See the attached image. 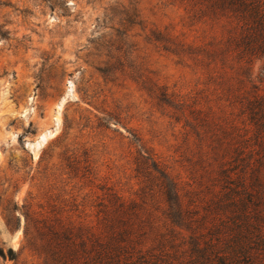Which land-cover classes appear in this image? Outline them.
Returning a JSON list of instances; mask_svg holds the SVG:
<instances>
[{
  "label": "rangeland",
  "instance_id": "374dc122",
  "mask_svg": "<svg viewBox=\"0 0 264 264\" xmlns=\"http://www.w3.org/2000/svg\"><path fill=\"white\" fill-rule=\"evenodd\" d=\"M185 7L0 0V264H44L34 249L53 229H95L103 204L138 199L142 156L185 180L176 104L215 96L179 44L218 30Z\"/></svg>",
  "mask_w": 264,
  "mask_h": 264
},
{
  "label": "trees",
  "instance_id": "16d2710c",
  "mask_svg": "<svg viewBox=\"0 0 264 264\" xmlns=\"http://www.w3.org/2000/svg\"><path fill=\"white\" fill-rule=\"evenodd\" d=\"M182 1L218 28L179 44L215 96L176 104L193 146L185 180L142 156L140 197L103 204L95 229L40 238L44 264H264V0Z\"/></svg>",
  "mask_w": 264,
  "mask_h": 264
},
{
  "label": "bare ground",
  "instance_id": "6f19581e",
  "mask_svg": "<svg viewBox=\"0 0 264 264\" xmlns=\"http://www.w3.org/2000/svg\"><path fill=\"white\" fill-rule=\"evenodd\" d=\"M40 137H43V138H44V134L40 135L39 138H40Z\"/></svg>",
  "mask_w": 264,
  "mask_h": 264
}]
</instances>
